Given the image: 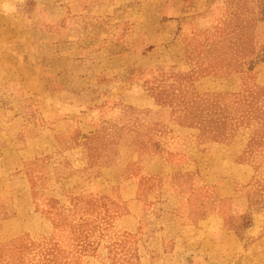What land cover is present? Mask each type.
<instances>
[{"label":"rangeland","instance_id":"374dc122","mask_svg":"<svg viewBox=\"0 0 264 264\" xmlns=\"http://www.w3.org/2000/svg\"><path fill=\"white\" fill-rule=\"evenodd\" d=\"M0 264H264V0H0Z\"/></svg>","mask_w":264,"mask_h":264}]
</instances>
